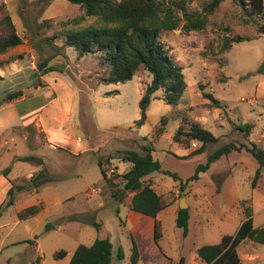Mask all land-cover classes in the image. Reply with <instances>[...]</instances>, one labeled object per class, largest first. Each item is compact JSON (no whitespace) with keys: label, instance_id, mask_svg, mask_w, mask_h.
I'll list each match as a JSON object with an SVG mask.
<instances>
[{"label":"rangeland","instance_id":"1","mask_svg":"<svg viewBox=\"0 0 264 264\" xmlns=\"http://www.w3.org/2000/svg\"><path fill=\"white\" fill-rule=\"evenodd\" d=\"M210 1L192 0L187 7L200 12ZM0 5L22 39L0 54V205L10 186H26L33 174L42 171L52 178L37 190L12 192L13 202L0 212V264H67L78 244L97 238L112 243L110 264H131V236L139 249L137 264H204L197 255L199 246L218 243L223 234L234 235L249 216L255 228L264 226V166L254 182L257 162L244 150L220 157L198 179L182 181V188L178 179L162 172L146 177L165 204L156 216L161 230L157 243L152 239L153 218L129 208L131 193L122 201L113 198L97 164L102 159L107 176L118 183L117 175L130 167L117 158L119 151H142V145L151 143L161 167L185 180L222 143L255 142L264 149V17L238 0H221L207 14L204 28L162 34L183 67L186 88L176 105L166 104L163 90L157 89L145 121L137 125L138 102L149 74L99 83L101 67L95 56L79 58L73 49L61 46L60 29L83 14L80 5L66 0H0ZM96 23L86 18L79 26ZM9 32L0 15V37ZM233 35L249 39L220 50L222 40ZM51 42L63 55L52 56ZM46 58L65 71L41 74L37 65ZM16 91L21 95L7 98ZM203 91L216 97L221 107ZM191 122L218 138L201 153H191L200 142L186 146L172 138L180 124ZM244 123L252 124L248 134L237 128ZM25 155L40 157L43 164L19 159ZM181 199L189 211L185 235L175 221ZM38 203L42 210L18 219L19 211ZM59 249L67 254L55 259ZM237 254L240 264H264L263 243L244 239Z\"/></svg>","mask_w":264,"mask_h":264},{"label":"trees","instance_id":"2","mask_svg":"<svg viewBox=\"0 0 264 264\" xmlns=\"http://www.w3.org/2000/svg\"><path fill=\"white\" fill-rule=\"evenodd\" d=\"M53 0H38L48 4ZM78 4L83 8V14L70 18L63 23L60 34L63 36L61 46L73 49L80 58L86 55H93L100 65V72L97 80L99 83H116L130 80L136 74L143 71L150 76V82L146 84L139 99V118L135 120L137 125L143 124L146 119L148 105L154 92L161 88L162 99L166 104H178L186 82L183 67L171 54V50L162 39V34L180 29L184 32L199 30L207 23V14L211 13L221 0H211L202 7V11L195 12L188 10L187 4L192 0H66ZM242 5L247 4L251 11L264 17L263 0H238ZM2 20L9 26L10 32L0 37V54L8 48L22 42L21 37L16 33L6 7L0 5ZM86 18H95L96 24L79 26ZM49 42L51 37L46 38ZM249 39L248 36L233 35L226 36L220 45V50L228 49L233 42ZM55 52L52 56L63 55L59 47L50 43ZM38 71L41 74L56 70L65 71L63 66L48 64V58L38 63ZM69 75V74H68ZM73 81L71 75H69ZM21 95L20 91L7 94L8 99ZM202 95L209 99L215 107H221L220 101L211 93L202 92ZM161 120H166L162 117ZM251 123H244L239 130L248 134L251 130ZM163 127L158 128V133ZM106 130V129H105ZM103 131V130H102ZM145 138V137H144ZM173 141L189 146L192 141L200 142L199 147L191 151L192 154L205 151L208 144L216 142L218 138L207 128L198 122H191L187 126L180 124L173 133ZM154 150L151 143L142 145V151L120 150L121 161L130 163V167L122 174H118L119 181H114L112 176H107L102 167V159H97L103 185L107 186L110 195L122 201L127 193H131L129 208L140 214L153 218L152 239L155 243L161 237L160 223L156 219L157 214L165 207L161 196L146 181V177L153 172H162L178 179L182 188V181L196 180L201 172L209 169L210 165L220 157L232 152L242 150L248 152L257 162L254 182L260 175V169L264 166V149L257 146L255 142L250 145L245 143L236 144L225 142L215 147L207 154L206 161L199 163L194 172L182 180L176 173L165 170L160 162L153 157ZM32 164H43L40 157L25 155L19 158ZM9 168L3 170L6 174ZM52 179L48 174L39 171L33 174L26 186L12 185L8 188L7 200L0 205V212L11 204L12 192L24 188L35 189ZM219 191V186L217 187ZM43 206L41 203L26 206L17 213L18 219H26L35 215ZM72 217L71 219H73ZM75 218H80L76 216ZM189 211L187 208L176 211V225L182 228L183 235L187 232ZM96 226L98 223L93 222ZM48 226V224L46 225ZM250 239L264 244V226L255 228L251 216L245 218L234 235L223 234L218 243L203 244L197 248V255L204 264H240L237 254L238 245L244 240ZM130 263L137 264L140 254L135 239L131 236ZM66 250L59 249L54 253L55 259L63 258ZM112 254V243L108 238H97L91 244L80 243L72 252L67 264H110ZM183 258L180 259V263ZM154 264V263H146Z\"/></svg>","mask_w":264,"mask_h":264},{"label":"water","instance_id":"3","mask_svg":"<svg viewBox=\"0 0 264 264\" xmlns=\"http://www.w3.org/2000/svg\"><path fill=\"white\" fill-rule=\"evenodd\" d=\"M186 203L182 202V199L179 201V208L180 209H183V208H186Z\"/></svg>","mask_w":264,"mask_h":264},{"label":"crops","instance_id":"4","mask_svg":"<svg viewBox=\"0 0 264 264\" xmlns=\"http://www.w3.org/2000/svg\"><path fill=\"white\" fill-rule=\"evenodd\" d=\"M8 188V187H7Z\"/></svg>","mask_w":264,"mask_h":264}]
</instances>
